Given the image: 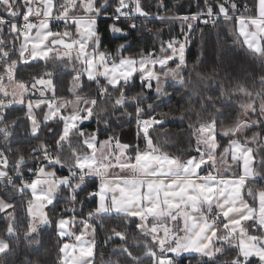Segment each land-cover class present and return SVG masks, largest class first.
I'll use <instances>...</instances> for the list:
<instances>
[{
    "label": "snow or ice",
    "instance_id": "snow-or-ice-1",
    "mask_svg": "<svg viewBox=\"0 0 264 264\" xmlns=\"http://www.w3.org/2000/svg\"><path fill=\"white\" fill-rule=\"evenodd\" d=\"M186 3L0 0V264H264V0Z\"/></svg>",
    "mask_w": 264,
    "mask_h": 264
},
{
    "label": "trees",
    "instance_id": "trees-1",
    "mask_svg": "<svg viewBox=\"0 0 264 264\" xmlns=\"http://www.w3.org/2000/svg\"><path fill=\"white\" fill-rule=\"evenodd\" d=\"M167 2L169 3V7L171 8V5L173 4V3H176L177 2V0H167ZM187 3H186V0H185V8H187ZM154 10V9H153ZM173 11H175V9H173ZM193 11H195V9L193 8ZM110 21H105V22H102V24H101V26L102 27H104V26H106V23H109ZM157 26H159V25H157ZM195 51H196V49L195 48H193V53H195ZM164 111H167V108H164L163 109ZM173 129H175V125H172L171 126ZM49 247H50V245H49ZM52 255L54 256L55 255V252H54V250L52 251Z\"/></svg>",
    "mask_w": 264,
    "mask_h": 264
}]
</instances>
